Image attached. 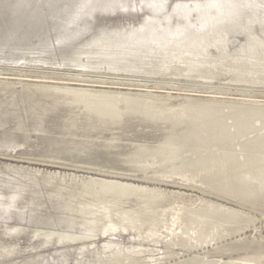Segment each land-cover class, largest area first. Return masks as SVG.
<instances>
[{
  "label": "bare ground",
  "instance_id": "6f19581e",
  "mask_svg": "<svg viewBox=\"0 0 264 264\" xmlns=\"http://www.w3.org/2000/svg\"><path fill=\"white\" fill-rule=\"evenodd\" d=\"M167 2L0 0V12L15 22L34 23V33L38 37L36 46L12 49L10 55L20 58L18 61L3 62L34 65L39 62L26 61L24 55L27 53L28 56L39 57L41 54L49 56L53 62L62 63L59 67L48 66L75 67L81 75L87 74L85 70L103 68L124 74L146 64V67L151 65L148 69L166 66L181 68L190 74V70L206 66L207 62L227 61L235 56L239 62L240 59L245 61L240 62V65L246 71L250 67L254 71L261 63L264 66V0H195L192 3L177 2L169 7ZM46 4L54 44L47 38L45 16L41 13L42 6ZM137 10L145 11V15L136 26L101 28L92 33L100 13L107 15L117 11ZM253 22L257 25L254 26ZM236 33L244 35L239 43L237 37H232ZM14 38V33L8 34L3 44L12 46ZM170 49H176L177 52L167 54L171 55L167 60V56L164 57L165 50ZM180 50L183 52L179 53ZM22 51H26L24 55L20 54ZM158 52L163 53L166 60L162 55L160 61V58L156 60ZM142 53L147 62L140 63L138 60ZM167 61L173 63L167 66ZM177 62H181L182 66ZM204 69L201 67L199 72L210 73ZM243 72L244 68H241ZM231 73L228 76L233 78ZM184 76H194L203 81L214 78L197 74ZM75 80L87 82L84 79ZM69 81H0L1 154H10L23 142L29 149L42 155L98 162L124 171L96 170V173H106V176L121 177L129 174L140 176V179L144 177L145 180L154 178L156 181H172L168 178H177L182 182L199 184L200 189L210 187L216 192L221 191L224 197L242 204L264 200V102L258 104L241 100L240 103H233V100L217 96H189L173 103L149 91L93 89L80 83L78 86H69L66 84ZM28 131L35 133L31 141H27ZM1 157L13 158L12 153L11 157ZM29 160L28 164H40L37 160ZM51 161L45 163L71 166L65 162ZM150 166L156 167L154 175L136 173V170L144 172ZM73 167L72 171L81 168ZM30 169L9 170L5 172L7 178L4 175V179L0 180V259L13 255L22 238L33 243L35 249L44 248L50 243L70 244L74 241L70 229L81 228L91 236H111L117 231L132 230L141 240L150 244L164 242L190 250L214 242L213 249L217 250L218 246L222 249V244L218 245L217 241L230 233L227 230L231 226L238 225V229L246 227L247 220L253 218L233 211L230 207H212L203 199L198 202L192 199L194 203H191L189 200H179L172 194V198L163 192L161 194L164 195H160L158 193L162 190L159 189L108 179L79 178L55 170L42 171L41 175L47 182L43 186L39 181L42 176H36L39 169ZM88 170L93 169L87 168L85 172H91ZM46 202L55 208V217L51 213L44 215L34 212V209H41ZM260 205L264 204L254 206ZM26 211L29 217L25 220L23 214ZM22 221L28 222L26 228L19 226ZM110 240L106 241L104 248L111 250V258L102 264L139 263L135 258L130 257L127 262L123 258V255H129L127 253L131 251L143 250L139 243L125 247L124 251V248L117 247ZM25 264L44 263L34 259ZM188 264L195 263L188 261Z\"/></svg>",
  "mask_w": 264,
  "mask_h": 264
},
{
  "label": "rangeland",
  "instance_id": "374dc122",
  "mask_svg": "<svg viewBox=\"0 0 264 264\" xmlns=\"http://www.w3.org/2000/svg\"><path fill=\"white\" fill-rule=\"evenodd\" d=\"M135 1L133 0V2ZM193 1L195 0H168L167 7L177 2L192 3ZM47 5L48 4L42 6L41 13L45 16L44 17L45 19L44 27L47 30V38L50 40L51 44H54L55 43L54 34L52 33L50 29V23L47 17V8H48ZM104 14L100 13L99 15H97L98 19H97L96 25L92 33L97 32L101 28H108V29L132 28L140 22V20L145 15V11H141V10L126 11V12L117 11L115 14L107 13L108 16ZM35 31H36V26L34 23H25L23 21L15 22L11 20L10 18H8V16L5 13L0 12V52H1L0 60H2L0 61V81L9 82V83H14L17 81H20V83H34L37 81L39 82V81H51V80H58L60 82L62 81L64 82V79H67V80H70L69 83H66V84H69V86H78L80 83L83 86H91L89 88H93V89L122 90V91H133V92L149 91L151 92L152 95L165 97V99H168L172 101L173 103L179 102L181 99H184L189 96L201 97V98L217 96V97L233 100L232 101L233 103H237L241 100H242L241 102L249 100L252 103H258V104H263L264 102V78L262 79L261 77H258V75L256 77L257 73L254 76L255 72L253 71L248 73V70L246 71L245 70L246 68L240 65V62H243L244 60L241 61L242 59H240V62H239L238 58L235 59L236 56L233 57L235 60H233V58L230 60H227L229 63H227V61H222L223 63L221 61H216L217 63L215 61L214 62L211 61V62H207L206 66L203 65V66H199L198 68L195 67L189 71L191 72L190 74H197V75H200L201 77L217 78L218 76L222 74L224 75L222 76V78L220 77L221 79H218V78L211 79L210 81L209 80H205V81L198 80L193 77H180L179 75H182V76L190 75L188 73L186 74L185 70L181 68H178V69L173 68L174 71L170 72L171 68H168L166 66L165 68L160 67V68L148 69L151 65H148L146 67L147 64L144 67H142V65L141 67L140 66L135 67L133 71H128V73H124V74L123 73H110V70L108 68H103V69L95 70V71L85 70V73H87L85 74L86 75L85 76V75L78 74L79 71L77 68L76 69L67 68V67L54 68V67L48 66V65H52V66L59 67L60 65H62V63L53 62L49 60L48 58L49 56L45 54H43L45 56H41L40 54L39 57L38 56L34 57V56H28V54L26 53L27 55L26 56L24 55L26 51H22L23 53L20 52V54L24 55V60L30 61L31 63H35V62L36 63L39 62V63L33 65V64H28L29 63L28 62V63H25V64H28L26 66H23L22 63L19 65L4 64L3 61L16 62L20 59L18 57H14L10 55L13 53L12 49L14 47L20 46L19 49H26V47L29 45L36 46L38 37L35 35L34 33ZM10 33H14L15 35V38L13 40L14 43L12 44V46H6L3 44V40ZM240 38H236V41L238 43L241 41ZM50 46H54V45H50ZM165 51H166V55H164V57H166L167 54L172 55V52L173 53L177 52L176 49H170V50H165ZM182 52L183 50H180L179 53H182ZM160 55H162L161 57L166 60V58L163 57V53L160 54L159 52L158 54H156V56L154 55L155 58L159 56L158 58H156V60L160 58L158 60L160 61L162 59ZM171 55L167 56V60L170 59L169 57H171ZM46 56H47V59L45 58ZM223 56H226V55H223ZM39 58L43 60L41 61L32 60V59H39ZM56 58L59 59L60 56L57 55ZM138 60L140 61V63L147 62V61H144V53H142V55L138 57ZM257 60L258 59H256V61ZM259 61H263V59L262 60L260 59ZM171 62L172 61H167L166 65L168 66L169 65L168 63H171ZM208 63L210 64V66L211 64L213 65L211 66L212 69L210 68ZM232 63L234 64V67ZM179 64L177 65L182 66L181 62ZM228 65L229 67H227ZM201 67L202 68L205 67V69L209 70L210 73L203 74L199 72V69H201ZM227 68L229 70H227ZM232 68H238V69L234 70ZM241 68L242 69L244 68V71L246 73L245 72L241 73ZM220 71H222V73ZM226 71L227 72L229 71L228 75L232 71L231 74L233 78H231V76L225 75L227 73ZM262 72H264V67H262V69L260 70L259 75ZM164 73H168L169 75H166ZM178 73L179 75L175 76ZM238 73L240 77H238ZM234 74L237 76H235ZM244 74L245 75L247 74L249 78L247 77V75L246 77H244ZM263 74L264 73H262V76ZM77 75H80V76L78 77ZM251 75L253 76V79ZM244 78L245 79L247 78V81L254 80V82H256V79L257 81L260 79L259 81H263V82L252 84V85L248 83H237V82H243V81L245 82ZM61 79L63 80L61 81ZM75 79H84L87 82L86 83L79 82V80H75ZM110 82H125V84H111ZM59 84H62V83H59ZM218 88L227 90L230 93L222 94L217 91ZM241 90H244V92H241ZM34 135H35L34 132L28 131L27 141L33 140ZM124 141L126 142L127 140H124ZM11 153H12V157H14L12 159H4L1 157V156L11 157ZM11 153L10 154L8 153L5 155H2L0 153V177H2L0 178V180L4 179L3 178L4 175H5V178H7L6 176L7 173L5 172H9V170L11 171L14 169H17V170L21 169L23 171L24 170L26 171L27 168L28 169L31 168L32 170L39 169L36 173V176L38 177H41L43 175L42 171H54L55 170L57 172L65 173L68 175H76L79 178L93 177V178H98V179H108L111 181H118L120 183H131V184L141 185L142 187H145V188L159 189V190H162L160 193H158L160 195L165 194V195H168L170 198H172V196L173 197L175 196V197H178L179 200L185 199V200H189V202L191 203H194L193 201H191L192 199L195 202L197 200L201 201V199H203L205 200V202L208 201V203L212 204V207H215V208L216 207L219 208L221 206H224V207L226 206V208L230 207V209L233 211L236 210L239 213L242 212L241 213L242 215H247V217L250 215V217H253V218L249 219L250 221L247 220L248 222L246 223L248 224L245 223L246 227L243 226V228L238 229V225L231 226V227H234V229L230 227V229L227 230V232L230 231V233L228 232L229 233L228 234L226 232L227 235H225L224 237H222L221 239L217 241L218 245L222 244L221 245L222 249L220 248V246H218L221 250H219V248H217V250L213 249L215 248L214 242L207 244V245H203L202 248L201 247H198V249L191 248L190 250L189 248H185V247L183 248L182 246H179L177 244H168L164 242L163 243L159 242V243H156L155 245L153 243L150 244V242L141 240L142 238L136 233H134L132 230L131 231L129 230L128 231H117V232H114L113 235L111 234V236L110 235L105 236L103 234H95L91 236L89 234H86L83 231L84 229L81 228V229H70L71 232H73L70 234H72L74 238L73 243H70V244L66 243L64 245H58V244L53 245V243H50L48 244L49 246L46 245L44 248L38 247L35 249L32 246L33 243L26 240V238H22L17 243L18 249L14 253L15 255L13 254V255L6 256V257L4 256L3 258L0 259V264H25V262L28 263L29 260L33 261L34 259H38L44 264H77L76 263L77 261L81 262L78 264H92L93 261L95 262L93 264L107 263L111 258V256L109 255L111 254L110 252L111 250H108V248H104V247H106V241H109V239H111L110 242L116 243L117 247L119 248L121 247V249L124 248V251H125V247H128V246L133 247L137 245L136 243H139L141 247L143 248V250H140V251L137 250L135 252L131 251L132 253H135V255L130 252L127 253L129 255H126V254L123 255V258L125 259L124 261L127 262L128 261L127 259L131 257V258H135L134 260L136 261L138 260L139 263L137 264H188V261L191 263H195V264L196 263L197 264H202V263H207V264H214V263L215 264H264V250H263L264 249V246H263L264 245L263 243L264 241V205L254 206L255 204H264V200H261V202H258V203L245 202L246 204H242L239 202H235V200L232 198L224 197L225 194L221 191L216 192L215 190H212V188L210 187H202L203 189H200L201 186L199 184L197 185L196 183H193V182L191 183L190 181H187V182L184 181L185 182L184 183L180 180H177V178H168L169 180H172V181H159V180L156 181V179L154 178H151V179L147 178V180H145L146 178L144 177L143 178L141 177L140 179V176H136V175L131 176L129 174L124 175V176L121 175V177L106 176L107 175L106 173L99 174L101 172L96 173L98 172L96 170L104 169L107 171H119V172L123 170L115 168V167H109V166L103 165L102 163H98V162H89L86 160L42 155L38 151L29 149L27 147V144L23 142L19 143L12 150ZM30 158L31 160H29ZM47 159H50V160L48 161ZM51 159L56 162L57 161L65 162L71 165L72 167L81 166V168H77V170L72 171V169L76 167L72 168L71 166H68L65 164H64L65 166L46 164V163H52ZM27 160L29 161L37 160V162H40V164H35L34 162L32 164H28ZM42 160H43V163H41ZM22 167L24 169H22ZM87 168H91L93 170H88L91 172H85ZM94 171L95 173H93ZM155 172H156V167H153V166L146 168L144 172L136 170V173L143 174V175H154ZM129 173L134 174L133 172H129ZM44 179H45L44 176H42L41 179H39L40 183L43 186L44 184L47 183ZM162 192L164 194H161ZM168 196L167 198H169ZM55 211H56L55 208L51 205L50 202H46L45 205L41 207V209L39 210L34 209V212L37 214L45 213L44 215H47V213H51L53 217H55L54 215H57ZM27 212L28 211H26V213L23 214L25 220L26 218L29 217L28 215L26 216ZM20 223L22 224H19V226H23L24 228H26V224H28V222H25V221H22ZM249 240H250V243H248ZM224 243H226L227 245L226 244L224 245ZM248 244H249V247H248ZM259 247L261 248L259 249ZM97 252L99 254L96 255L95 253ZM124 256H129V257H124ZM185 258H188L189 260ZM191 258H193L194 260ZM103 259H105V261H103ZM183 259L185 260L183 261ZM192 260L195 262H193Z\"/></svg>",
  "mask_w": 264,
  "mask_h": 264
},
{
  "label": "water",
  "instance_id": "95a60500",
  "mask_svg": "<svg viewBox=\"0 0 264 264\" xmlns=\"http://www.w3.org/2000/svg\"><path fill=\"white\" fill-rule=\"evenodd\" d=\"M253 25L254 26H256L257 25V23H254L253 22ZM253 25H251V26H253ZM255 29H257L256 27H255ZM233 38H244V35L242 34V33H236V34H233V36H232ZM212 51H214V49L212 50ZM214 53H215V51H214ZM261 67V68H260ZM264 67V66H263ZM75 68V67H74ZM171 69H170V72L171 71H174V69L172 68V67H170ZM253 67H250V69L248 70V72H250L251 71V69H252ZM262 69V63L260 64V66H256V68H254V71L253 72H255V73H260V70ZM231 70V69H230ZM233 71V70H232ZM110 73H116V72H111L110 71ZM237 74V73H236ZM166 75H169V74H166ZM170 75H172V74H170ZM174 75V74H173ZM179 74H176L175 76H178ZM225 75H228V74H225ZM258 75V77H261V78H264V74H263V76H262V73L259 75V74H257ZM180 77H187V76H182V75H179ZM222 76H224L223 74L222 75H220V76H218L217 78L218 79H221L222 78ZM188 77H190V76H188ZM191 77H193V78H196L197 79V77H194V76H191ZM221 77V78H220ZM217 78H213V79H217ZM198 80H201V79H198ZM210 81V80H209ZM232 81V80H231ZM235 82V81H234ZM261 82H263V81H256V82H254V81H243V82H237V83H248V84H250V85H252V84H256V83H261ZM217 91L218 92H220V93H222V94H225V93H230L229 91H227V90H224V89H220V88H218L217 89ZM239 91V90H238ZM237 91V92H238ZM241 92H244V90H241ZM2 155H4V154H2ZM2 158H4V157H2ZM14 158V157H13ZM6 159V158H5ZM12 159V158H11Z\"/></svg>",
  "mask_w": 264,
  "mask_h": 264
}]
</instances>
